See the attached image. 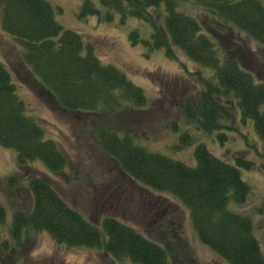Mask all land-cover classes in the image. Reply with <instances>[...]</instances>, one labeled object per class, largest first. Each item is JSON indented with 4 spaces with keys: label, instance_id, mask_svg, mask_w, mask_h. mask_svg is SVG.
Masks as SVG:
<instances>
[{
    "label": "trees",
    "instance_id": "trees-1",
    "mask_svg": "<svg viewBox=\"0 0 264 264\" xmlns=\"http://www.w3.org/2000/svg\"><path fill=\"white\" fill-rule=\"evenodd\" d=\"M98 2L106 11V20L118 13L122 20L133 17L146 21L152 30L146 42L151 50L163 51L169 59H176L175 51L179 50L192 62L213 69L210 80L201 73L194 74L201 91L195 100L181 104L187 119L199 121L205 131L228 130V122L236 118L238 107L242 120H253L264 141V60L233 35L243 33L264 50L263 0ZM0 10L3 31L21 49L13 51L8 64L0 60V146L15 151L18 170L33 168L31 164L36 160L47 169L46 174L33 169L27 176L31 212L14 215L11 237L19 241L25 231H46L55 243L68 248L96 247L120 261L171 264L167 248L113 217L96 225L59 194L49 179L50 175L62 176L69 168L66 151L48 136L43 120L29 113L7 66L25 69L41 86L43 95L48 93L53 100L52 110L63 115L100 110L113 114L127 104L143 107L147 103L143 91L116 67L103 65L93 45L80 34L63 28L47 0H0ZM80 10L82 18L101 16L89 0ZM230 35L231 45L226 42ZM129 38L132 45L142 41L137 30ZM98 139L101 150L114 163L113 184L118 182L127 190L119 182L121 176L172 195L189 210L200 242L225 263L264 264L252 222L229 209L231 204L243 205L249 195V187L236 166L221 160L204 145L195 148L196 166L192 168L148 151L129 136L101 130ZM239 158L238 165L252 167L251 162ZM16 180L11 177L9 185L16 184ZM4 220L5 210L0 205V225Z\"/></svg>",
    "mask_w": 264,
    "mask_h": 264
},
{
    "label": "rangeland",
    "instance_id": "rangeland-1",
    "mask_svg": "<svg viewBox=\"0 0 264 264\" xmlns=\"http://www.w3.org/2000/svg\"><path fill=\"white\" fill-rule=\"evenodd\" d=\"M47 1L63 28L75 31L92 44L101 63L116 67L147 99L143 107L127 104L113 114L100 110L63 115L52 110L53 100L47 92L43 95L41 86L25 69L7 66L29 113L43 120L48 136L66 151L69 168L62 176L49 174L59 194L96 225L108 216L113 217L167 248L171 264H227L200 242L189 210L175 197L121 176L119 182L127 190L118 182L113 184L114 163L101 150L98 133L106 130L129 136L148 151L192 168L196 166L195 148L204 145L221 160L236 166L248 185L247 201L243 205L231 204L229 209L250 219L264 255V141L253 120L243 121L236 107V118L228 122V130L205 131L199 121L187 119L181 109L182 103L195 100L201 91L194 74L201 73L210 80L213 69L192 62L179 50L175 51L176 59H169L163 51L151 50L146 42L152 30L146 21L133 17L122 20L118 13H112V19L106 20L103 16L106 11L98 0L89 1L101 11V16L84 18L79 15L86 0ZM158 18L156 15L157 24ZM135 30L142 41L132 45L129 36ZM233 35L264 60V50L258 43L243 33ZM229 37L226 42L231 45L233 37ZM20 50L16 40L3 31L0 10V60L8 64L13 51ZM252 67L257 71L255 65ZM239 157L251 162L252 167L238 165ZM15 159V151L0 146V205L5 210V220L0 225L1 264H137L120 261L96 247H65L55 243L46 231H25L19 241L14 240L11 237L14 215L18 212L28 215L32 208L27 176L33 169L47 173L39 160L31 164L33 168L18 170ZM13 176L16 184L10 186L8 182ZM103 241H107L106 236Z\"/></svg>",
    "mask_w": 264,
    "mask_h": 264
}]
</instances>
